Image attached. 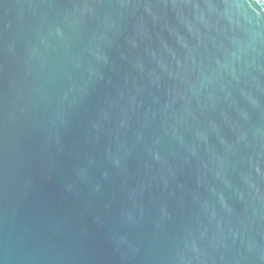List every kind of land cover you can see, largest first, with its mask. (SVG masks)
<instances>
[{
    "label": "water",
    "instance_id": "95a60500",
    "mask_svg": "<svg viewBox=\"0 0 264 264\" xmlns=\"http://www.w3.org/2000/svg\"><path fill=\"white\" fill-rule=\"evenodd\" d=\"M0 264H264V1L0 0Z\"/></svg>",
    "mask_w": 264,
    "mask_h": 264
},
{
    "label": "bare ground",
    "instance_id": "6f19581e",
    "mask_svg": "<svg viewBox=\"0 0 264 264\" xmlns=\"http://www.w3.org/2000/svg\"><path fill=\"white\" fill-rule=\"evenodd\" d=\"M264 1V0H263Z\"/></svg>",
    "mask_w": 264,
    "mask_h": 264
}]
</instances>
